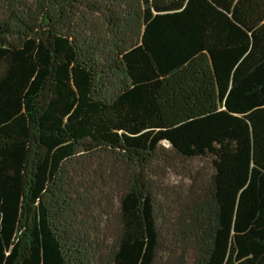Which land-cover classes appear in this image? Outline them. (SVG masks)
<instances>
[{"label":"trees","instance_id":"1","mask_svg":"<svg viewBox=\"0 0 264 264\" xmlns=\"http://www.w3.org/2000/svg\"><path fill=\"white\" fill-rule=\"evenodd\" d=\"M0 264H264V0H0Z\"/></svg>","mask_w":264,"mask_h":264},{"label":"rangeland","instance_id":"2","mask_svg":"<svg viewBox=\"0 0 264 264\" xmlns=\"http://www.w3.org/2000/svg\"><path fill=\"white\" fill-rule=\"evenodd\" d=\"M165 147L167 143H163ZM170 154L169 152H167ZM113 173L106 174V160L92 161L91 166L97 170V173L103 174V181L98 182V190L95 204L92 211L95 224L103 231L107 238H110L117 225L118 193L125 185V179L128 176V166L120 160H112ZM210 160L204 159H186L172 156L166 162L160 160L152 166L153 174L150 175V181L153 185L159 186V211H164V206L169 202V198L175 193L183 194L190 185V177L196 170L208 172ZM97 175V174H96ZM165 194V195H164ZM174 194V195H173ZM166 196V199H165ZM168 197V198H167Z\"/></svg>","mask_w":264,"mask_h":264}]
</instances>
